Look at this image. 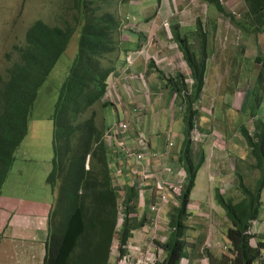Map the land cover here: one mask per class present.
<instances>
[{
    "label": "trees",
    "instance_id": "trees-1",
    "mask_svg": "<svg viewBox=\"0 0 264 264\" xmlns=\"http://www.w3.org/2000/svg\"><path fill=\"white\" fill-rule=\"evenodd\" d=\"M69 1L77 10L73 14L75 25L66 20L55 27L43 21L35 22L27 31L23 46L16 47L19 60L9 69L6 79L0 77V196L15 161L16 149L28 134L38 90L66 51L77 28L81 27L77 55L59 90L51 117L54 154L47 182L54 191L59 190V202L50 216L43 264H109L113 239L118 236L120 254H123L122 247L131 236V230L143 224L136 217L138 193L134 187L126 186L121 204L123 221L117 232L118 191L121 188L111 181L109 151L105 146L108 141H101L108 128L104 109L110 105L102 99L107 92V81L119 61L124 20L123 16L119 18L111 11L100 13L97 7L90 10L89 0ZM204 1L214 4L225 14L221 0ZM241 1L246 13L235 18L238 26L245 33L264 34V0ZM83 7L87 14L81 21ZM198 33L202 34L204 43L207 32L200 21ZM173 35L176 39L180 34L176 31ZM179 40L187 43L184 39ZM180 49L194 84L190 95L183 96L186 91L183 76L178 74L177 82L168 78L169 82L179 86H173L171 93L178 92L188 103V108L182 148L185 179L182 185L169 186L177 203L170 209L171 231L162 244L166 257L161 264H180L183 256L188 258L189 251H195V245L191 247L188 241L194 229L186 222L191 216L188 209L191 193L206 158L203 147L195 149L189 135L196 114L192 111V103L200 97L204 87L207 53L204 50L196 54L181 44ZM255 62L261 65L250 89V106L244 118V121L254 118L255 130L251 133L245 123L240 129L254 160L251 166L260 175L251 188L245 184L241 168L236 165L239 197L215 193L216 201L231 225L227 230V242L232 245L229 253L233 256L208 252L212 264H264V237L248 233L251 222L261 216L264 192V116L258 118L256 115L264 100V62L260 57H255Z\"/></svg>",
    "mask_w": 264,
    "mask_h": 264
},
{
    "label": "rangeland",
    "instance_id": "rangeland-1",
    "mask_svg": "<svg viewBox=\"0 0 264 264\" xmlns=\"http://www.w3.org/2000/svg\"><path fill=\"white\" fill-rule=\"evenodd\" d=\"M89 1H91L88 6L90 10H92L91 7H97L100 13L111 11L119 18L123 16L124 21L125 17H130L128 21H125L124 29L120 34L121 42L118 52L121 54L118 53L119 61L116 68L118 71L125 72L131 70L134 76L140 78L138 82L144 90L148 86L152 92L164 93L163 88L168 85V90L172 91V87L177 84L169 82L166 79L167 76L177 82L178 78L176 77L178 74L184 76L188 74L184 59L179 54L180 51L177 50V46L172 41L173 47L171 49H164L161 46L162 43L165 44L166 39L174 38L176 34H172L176 31L180 34L176 38V43L190 48V51L196 54L205 50L207 55H211L207 59L209 67L207 78L211 75V71H222L219 74V78L214 82L219 88L217 91L220 94L215 96V99L207 94L205 99H207L209 104H204L205 106L212 107L214 104L216 105L218 98L221 99L223 97L222 100L224 101V96L229 92L237 91L239 94L246 91L247 86L251 84L250 80L255 79L260 68V62H255V57L259 56L264 62V35L261 33L256 36L245 33L235 21V18L243 17L246 13V7L243 6L241 0H224L223 12L225 14L221 13L214 4L209 5L204 0H162V2L161 0ZM164 3L168 11V16L165 19L161 16L162 14L160 15V11V17L156 15L157 6L161 5L162 8ZM76 11L74 4H71L69 0H0V77L6 79L9 69L19 60V53L16 47L23 46L26 33L35 22L43 21L47 25L55 27L62 25V21L66 20L73 26L75 25L73 14ZM86 14V7H83L81 21H84ZM165 14L166 11H163V15ZM199 21H201L202 27L207 32V40H204V43L201 40L203 38L202 34L196 33ZM147 37H149L148 40L143 43L145 47L149 44L145 49L149 55H146L150 56L149 59L154 60L156 67L160 69L155 73L152 80V77L144 69V62H137L141 56L142 41L147 39ZM80 38L81 27H78L66 51L59 58L43 86L38 90L29 120L28 134L16 149L14 154L15 161L1 192V202L8 206L18 208L23 205H31L36 208L37 205H48L49 207L53 206L55 209L59 202V190L56 189L54 191L47 182L54 154L51 117L58 99L59 90L65 82L77 55ZM179 38L186 40L187 43H182ZM159 41L162 43H159ZM165 50L169 53L164 55L168 58L169 63L166 62L167 60L162 61L164 56L161 55ZM128 56H131L134 60L132 63L127 60ZM250 67L251 70L248 69ZM235 72L238 77L237 74H234ZM157 77L160 78L158 79ZM232 77H237L236 84L239 86L230 91L227 89V81L232 82L230 80ZM240 81L241 83L239 84ZM246 82L247 86L244 87ZM113 85L110 84L109 88V91H111V100L109 102L111 104L104 109L106 125L108 126L116 123L115 121L119 119L120 108L124 111L122 117L128 115L133 108L132 105L129 108L125 106L122 92L116 89L114 95ZM177 87L179 86L177 85ZM207 90L211 89L208 88ZM155 100L158 101V97L155 98L153 95L152 101ZM227 110L228 108L222 111L218 105L216 109L211 110L214 117L217 116L220 120L218 129L221 137L217 144L221 143L222 146H227V148L223 156L216 158L219 159L217 160L219 164L216 166L215 173H209V170L207 171L205 167L200 170L197 176L198 201H202L205 206L208 205L206 202H209L214 195L215 187H221L223 193L227 192L230 197H239L238 179L234 170L236 165V168H241L240 172L244 175L245 184L251 188L255 186L256 180L260 175L257 170L252 168L251 164L254 163V160L246 147L241 131L237 130L242 120L241 115H238L232 108ZM258 112L260 116H264V102ZM100 114L102 113L100 112ZM203 114L204 112L201 115ZM235 123L239 125L234 126ZM221 127L224 128V131H222ZM232 135L235 137L232 138ZM156 138L155 134L150 139L154 142ZM158 139L161 142V153L164 154L166 136L160 133ZM175 142V148L172 149L173 152L179 149L180 139L178 133ZM233 142H237L238 145H233ZM210 149V146L206 147L208 154ZM232 157L235 161L232 160ZM216 159H213L211 164L215 163ZM174 162L176 166H179L177 160ZM203 170L206 177L204 180L200 178L203 175ZM176 179L180 184L183 182L182 177H177ZM125 181V178H121L120 184L124 185ZM171 181L170 179L168 182ZM210 203L212 204L208 214L210 225L202 223L201 220H196L194 223L192 218L186 223L189 227L192 225L204 227L205 225L208 228L207 240L211 243L215 242L217 238L224 241L223 232L227 229L226 224H224L225 212L219 205V207L217 206L216 201ZM199 205L200 202L191 204L190 211L196 209L198 212ZM144 206L145 203H142L141 212L145 210ZM162 208L161 225H163V219L167 221L171 206L167 204ZM43 210L48 211L49 209L44 208ZM198 216L202 217L201 214ZM31 245V242H26L24 247L25 249H30ZM115 248L116 245H113V250ZM34 252L35 259L32 260V264H42L45 247L43 246V254L37 247ZM6 259V257L1 259L0 264H9V262H5Z\"/></svg>",
    "mask_w": 264,
    "mask_h": 264
},
{
    "label": "clouds",
    "instance_id": "clouds-1",
    "mask_svg": "<svg viewBox=\"0 0 264 264\" xmlns=\"http://www.w3.org/2000/svg\"><path fill=\"white\" fill-rule=\"evenodd\" d=\"M161 2H162V0H161ZM221 3L224 6V0H221ZM243 6H244V4H243ZM158 7L159 6H157V8H156V12H157ZM156 15H157V13H156ZM129 18L130 17H128V16L125 17V21H128ZM125 21H124V25L126 23ZM123 29H124V27H123ZM196 33H198V30ZM258 35L259 34H257L256 36H258ZM171 41L177 46V50L180 51V53L179 52L178 53L181 54L182 58L184 59L183 53L180 49V44L175 42L176 41L175 37L174 38L171 37V39L169 40V46L166 43L161 44V46L163 47L165 45L166 49H168V48L171 49V47H173V45L171 44ZM142 48H143V44L141 45V48H140L141 53L144 51V49L142 50ZM175 49H176V47H175ZM210 57H211V55H207V57H206V66L207 67H206V75L204 78L203 91H202L200 97L192 103V111H196V114L193 117L194 119L192 121V128L190 130V135H189L190 140H191V144L195 149H197L199 147H203V149L205 150L206 158H205V163L203 164L202 168H204V166L206 164V160H207V155H209L206 151L205 146L203 145V143L205 142L207 137H211L213 139V143L210 142V144L212 143V145H211L212 151L217 148V149H221V151L225 152L226 148H227V146L226 147L222 146L221 143L217 144L219 142L221 136L219 137V136L215 135V132H218V133L220 132L218 129V127L220 126V120L217 118V116L214 117V115L211 113V110L216 109L217 105L223 111H225L226 108H228V110H229L230 108H232L231 106L234 103V98L243 97V104H244L243 110L240 108L234 109V111H236L237 113L240 112L239 115H241V117H242V122L240 123V125L238 124L239 126L237 127V130L241 131L240 126L242 123H245V126L250 130L251 133L254 132V130H255L254 118L253 117L248 118L247 120L244 121L243 117L244 116L246 117V114H247L246 112H248V110H249L250 94H251L250 89H251V86L254 83L253 81H255L257 75H256L255 79L250 80V83H251L250 86H247V82L245 83L244 87L247 86L246 91L239 93L240 94L239 95L237 91H233L237 86H239L236 84L238 74L235 72L234 74H237V77H232L230 79V80H232V82L227 81V87H228L227 89L230 91H233V92H229L226 96H224L225 97L224 101L222 100L223 97L221 99L218 98L216 100V103H217L216 105L214 104L212 107L205 106L204 104H209L207 99H205V96H207V94H209V96L213 97L214 99L216 98L215 96L220 94L217 91L219 88L217 87V85L214 82L216 81V79L219 78V74L222 71H216V70H214V72L211 71V75L209 76V78H207V74L209 72L207 59ZM257 57H259V56H257ZM127 60L132 63V57L131 56H128ZM184 62H185L188 74L186 76H184L182 74L181 75L183 76L182 81H183L184 85L188 87V88L186 87V91H184L183 96H187L188 94L190 95V93H191V89H192V86L194 84V81L191 78V72H190V69H189L185 60H184ZM260 65H261V63H259V67H260ZM148 66H153L155 69H157L156 70L157 72L160 70L156 67L154 60H151ZM248 69L251 70V68H248ZM116 72H117V68L110 75V77L107 81V92L102 99L103 101H105L108 104H111L109 102L111 100L110 99L111 91H109V88H110V84L114 83L113 78H114ZM258 72H259V70H258ZM258 72H257V74H258ZM128 76L130 77V73ZM132 77L138 78L134 75ZM168 78L170 79L169 76H167L166 79H168ZM138 79H140V78H138ZM240 83H241V81L239 82V84ZM114 84H116V82ZM208 87H212V91H208L207 90ZM165 88L168 89V85ZM146 89H147V87H146ZM149 92L151 94L152 91L149 89ZM169 92L171 93V91H169ZM173 95L176 96L177 100L179 101L180 107L182 108L181 113L183 114V119H184L183 139L179 145L178 151H176V152L172 151V149L175 148L176 142H175V133H174L173 129L171 130L170 128L164 129V131H163L164 135L166 136V145H164L165 153L162 154L161 150L152 149V147H151L152 140L150 139L152 136L146 130V128H145L146 120L144 121L146 114H147V109H145L144 107L142 108L141 105H134L132 110L129 111L130 116L128 118L125 115L122 117V115L124 114V111L120 108L119 119L117 121H115L116 123H113L110 126L107 125L108 128L105 130L104 135L102 136L101 141H104V142L108 141L105 146L108 147V151H109L108 155H109L111 181L113 182V185L115 187L121 188V190L118 191L119 214H118V222H117V228H116L117 232L120 230V226H121L122 221H123V215L121 214V210H122L121 204L123 202V197H124V194L126 192L124 187H126V186L134 187L138 193V198H137V209H138L137 211H138V213H137L136 217L138 219L140 218L139 220L143 221L142 226H139V227L131 230V236L129 237L127 242L122 247L124 250L123 254H120L121 243H120L118 236H116L113 239V242L111 245L112 248L110 249V262H109V264H123L122 260L124 259V257L127 255L128 251H129V247H128L129 244L133 241H138V237L141 240L147 239L150 235H152V231L155 228V226H157V229L155 231L154 244L157 245L158 247L162 248L164 251L162 261H160L159 264H161L166 257V252H165L164 248L162 247V244L166 242V240L169 237V233L171 231L169 228V213H170V211H169L168 216H167V221L163 219V222H162L163 225H161V220H162L161 213H162V209H163L162 207H164L167 204H169L170 206H173L177 203V200L172 196L171 191L169 190V186H171V185H182V183L184 182V179H185L184 164L182 161V155H183V149L182 148H183L184 141L186 138L185 130L187 128V122H186V116L185 115L187 113L188 103H186L185 99L182 98L179 94L173 93ZM151 96H152V94H151ZM263 102H264V100H263ZM262 105H263V103H262ZM262 105H261V107H262ZM261 107H260V109H261ZM115 109H119V108H115ZM207 109L209 111H207ZM260 109H258V110H260ZM202 112H204L203 115H201ZM256 115L258 118L261 117L258 111H257ZM136 116H138V117H136ZM147 118H148V116H147ZM137 119H139V122H137ZM123 121H126L129 124V128L126 131V133H124L123 136L120 138H114V137L111 138L109 136V129L112 128L113 126L118 125L119 123H121ZM203 123L210 124L211 127L209 128L208 131L205 130V126ZM241 134H242V132H241ZM141 135H142V137H141ZM246 147H247V144H246ZM247 149H248V147H247ZM209 153H210V151H209ZM137 154L143 155V158L138 160L137 156H136ZM175 160H177L179 162V166L175 165V162H174ZM232 160L235 161V159L233 157H232ZM88 164H89V157H88L87 162H86V168L87 169L89 168ZM200 170H199V172H200ZM234 170H235V168H234ZM199 172H198V174H199ZM177 177L183 178V182L181 184L176 179ZM121 178H125V180H126L125 181L126 183L124 185L120 184ZM170 179L172 181L168 182ZM196 179H198V177ZM158 183H160L162 186H164V188H163L164 191L168 193V200L166 202L161 201L160 194H162V193H160L158 188H157ZM195 188H196V184H195L194 189ZM194 189H193V191H194ZM193 191L191 193V200H190L189 206H188L189 211H190L191 204L199 202V201L197 202L193 199ZM217 191L219 193L225 195V196H228V197L230 196V194H227V192L224 194L223 189L221 187H215L214 195L211 198L212 202L216 201L215 193ZM145 199H146V202H145ZM0 202H1V196H0ZM142 203H145V206H144L145 210L143 212H141L142 210H140ZM218 205L219 204L217 203V206ZM152 206L154 207V209ZM221 209H223V208L221 207ZM53 210H54V207H53L52 211ZM190 212H191V216L189 219L192 218L194 212H197V210L193 209V211H190ZM51 214H52V212L50 213V216H51ZM50 216L48 219V236H49ZM227 221H229V220H227ZM254 221H257L258 225H260V221H261L260 218L253 220L251 222V227H250L248 233L252 236L260 235L261 232L257 228L258 225L257 226L253 225ZM251 229L254 231L253 234L250 233ZM190 234L188 237V241H191L190 244H192L194 241L197 240V237H196V240H192L190 237ZM47 240H48V237L45 241V246H44L45 247L44 258L46 255ZM220 241H222V240H220ZM220 241L216 240L215 242L211 243L206 238V240L204 241V245H205L204 248H206V251H205L204 255H202V256H207L206 253L211 252V250H214V249H218L222 253L229 254V255L233 256V254L229 253L230 249L232 248V245L227 241H222V242H220ZM219 244L230 246V249L228 250V252L222 251ZM113 245H116V248L114 250H113ZM207 257L209 258V256H207ZM44 258H43V261H44ZM43 261H42V264H43ZM180 264H189V258L183 256L180 260Z\"/></svg>",
    "mask_w": 264,
    "mask_h": 264
},
{
    "label": "crops",
    "instance_id": "crops-1",
    "mask_svg": "<svg viewBox=\"0 0 264 264\" xmlns=\"http://www.w3.org/2000/svg\"><path fill=\"white\" fill-rule=\"evenodd\" d=\"M158 7L157 9V15L160 17L163 16V19H165L168 16V11L165 6V3L163 7ZM160 11V15H159ZM163 11H166V14L163 15ZM160 36V35H159ZM147 39L142 41L145 43L148 40ZM159 43H162L159 41ZM165 43L169 46V38L166 39ZM163 44V43H162ZM149 45V44H148ZM147 45V46H148ZM146 46V47H147ZM145 45H143L142 50L144 51L140 54L139 60L137 62H144V69H146V72L148 75H150L153 79L155 76V73H157V69H155L153 66H148L150 63V56L147 53ZM164 49H166V46H163ZM148 49V48H147ZM149 50V49H148ZM161 51V50H159ZM147 54V55H146ZM157 54V53H156ZM167 53V50L163 52L161 56H164ZM167 60V61H166ZM134 60L132 59V62ZM162 61H166L169 63L168 58L165 56L162 58ZM127 71V70H126ZM130 73V77L128 76ZM133 73H131V70L125 71H118L116 72L113 81L116 84L113 85V93L115 95L116 89L120 92H122L123 99L125 100V106L127 108L132 107L137 104L141 105V107L147 109V114L144 119L145 122V128L146 130L151 134L152 137L156 134V140L151 144L152 149L155 150H161L160 141L158 139L160 133L164 134V129L170 128L173 129L175 133V140H177V133L178 137L180 139V143L183 139V130H184V119L183 114L181 113L182 108L180 107L179 101L177 100V97L174 96L172 93L169 92L167 88L164 87L163 91L164 93L159 92H152V94L156 97H158V101H152V97L149 92V87H147L146 91L140 87V83L138 82V78L132 77ZM158 79L160 77H157ZM209 91H212V87H208ZM150 95V96H149ZM211 97V96H209ZM151 99V100H150ZM150 100V101H149ZM243 97H237L234 98V103L232 104V109L240 108L243 110ZM207 111H209L207 109ZM223 111V110H222ZM240 112H238L239 115ZM127 118L130 116L125 115ZM148 116V118H147ZM147 118V119H146ZM241 119V118H240ZM205 126V130L208 131L211 127L210 124L203 123ZM238 124L235 123L234 126ZM222 131H224V128H222ZM227 131V129H225ZM213 134V133H212ZM215 135L221 136V133L215 132ZM235 137L232 135V138ZM235 139V138H234ZM213 139L211 137H207L203 145L206 147H211ZM233 145H238L237 142H233ZM178 145V144H176ZM180 145V144H179ZM224 155V151H221V149H214L212 151V147L210 149L209 155H207V160L204 168L206 167L207 171L209 170V173H215L216 166L219 164L216 158H220ZM227 155V154H226ZM213 159H216L213 163ZM172 161V160H171ZM217 161V162H216ZM212 166V169H211ZM206 171V173H207ZM205 177V171L203 170V175L200 177ZM199 178V179H200ZM197 186L193 191V199L198 202V194H197ZM2 200V199H1ZM211 200V199H210ZM207 201L208 204L205 206L202 201L199 205V211L194 212L192 219H194V223L196 220H201L202 223H208L210 225L209 220V212L211 209V203L212 201ZM263 206L261 209V216H260V225H258V230L261 232L260 235L264 237V193H263ZM210 203V205H209ZM44 208H48V211H44ZM53 206L49 207L48 205H37V207H33L31 205H23L21 207H14V206H8L2 202H0V260L7 258L5 262H9V264H32V260L35 259V249L36 247L42 251L43 254V246H45V241L48 237V219L50 216V213L52 212ZM202 215V217H199V214ZM204 214V215H203ZM207 220V221H206ZM225 223L227 226V229L225 232H223L224 235V241H227V230L230 227L229 221H227L225 217ZM191 223V222H190ZM200 223V222H199ZM194 231H191L190 237L194 241L190 246L194 247L195 245V251L190 252L189 258V264H212L210 258L204 255L206 248L204 245V241L206 238L208 239L207 231L208 228L204 225L202 226H191ZM218 237V236H217ZM217 241H220L221 239H216ZM26 242H31L30 249H25L24 244ZM191 242V241H190ZM35 243V244H34ZM209 246V245H208ZM211 253L215 255H220L222 252L218 249L211 250ZM43 261V260H42Z\"/></svg>",
    "mask_w": 264,
    "mask_h": 264
},
{
    "label": "built area",
    "instance_id": "built-area-1",
    "mask_svg": "<svg viewBox=\"0 0 264 264\" xmlns=\"http://www.w3.org/2000/svg\"><path fill=\"white\" fill-rule=\"evenodd\" d=\"M135 111V110H134ZM138 117V116H136ZM139 122V119H137ZM129 128V124L126 121L121 122L120 124L113 126L109 129V136L111 138H120ZM142 137V135H141ZM137 159L140 160L143 158V155L137 154ZM157 188L160 193L161 201L166 202L168 200V193L164 191V186L158 183ZM153 207V206H152ZM154 209V207H153ZM254 226L258 225L257 221L253 222ZM154 228V227H153ZM157 226L152 231V235H150L147 239L141 240L138 237V241H133L129 244V251L127 255L124 257L123 264H159L162 261L164 251L162 248L158 247L154 244L155 239V231ZM253 230L251 229L250 233L253 234ZM222 251L228 252L230 246L219 244Z\"/></svg>",
    "mask_w": 264,
    "mask_h": 264
}]
</instances>
